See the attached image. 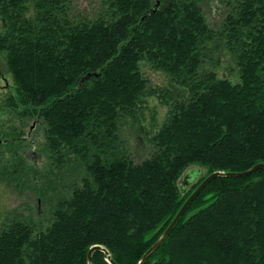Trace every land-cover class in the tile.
Here are the masks:
<instances>
[{
    "label": "trees",
    "instance_id": "16d2710c",
    "mask_svg": "<svg viewBox=\"0 0 264 264\" xmlns=\"http://www.w3.org/2000/svg\"><path fill=\"white\" fill-rule=\"evenodd\" d=\"M73 1L0 0L10 105L27 108L31 134L42 125L55 167L77 173L48 199L50 181H36L44 169L13 177L26 164L5 161V182L31 183L48 210L0 221V264H88L96 245L114 264H138L206 177L264 164V0H220L216 28L205 0H96L91 16ZM220 49L233 56L236 83L209 69ZM142 64L169 87L156 94ZM153 95L168 111L147 132L138 118ZM125 124L148 147L139 162ZM250 176L211 181L144 264H264V171ZM90 264L108 263L94 251Z\"/></svg>",
    "mask_w": 264,
    "mask_h": 264
},
{
    "label": "rangeland",
    "instance_id": "374dc122",
    "mask_svg": "<svg viewBox=\"0 0 264 264\" xmlns=\"http://www.w3.org/2000/svg\"><path fill=\"white\" fill-rule=\"evenodd\" d=\"M219 2L220 0H205L201 4L204 16L213 28L218 26L221 19L222 10L218 5ZM73 4L74 12L87 13L88 16H91L96 12L98 2L96 0H74ZM211 61L215 65L208 64L211 65L209 69L215 71L219 78L228 79L233 83L238 81V70L233 56L228 51L220 49L212 56ZM141 70L148 86L158 90L156 94L169 87L170 80L164 73L150 69L145 64H142ZM14 95L15 83L8 71L3 53H0V168L4 166L6 160L21 156L26 164V170L11 173L12 176L27 175L30 168L34 166L40 170L44 169L42 174L37 176L39 179L36 181L40 183L41 178H48L50 183L47 186L46 194L48 199L54 198L59 192L67 190L69 183L77 174L76 169L72 165L61 169L55 167L54 162L57 157L47 153L44 147L45 139L42 125H39L34 134H31L30 141L21 138L26 136L32 118L23 113V110L27 108L23 106L14 108L10 105L9 98ZM167 111V106L160 102L158 97L149 96L142 110H140L138 118L143 130L153 132L158 129L164 121ZM122 130L125 143L133 159L136 162L141 161L148 153L143 135L136 134L132 130L131 124H125ZM4 139L11 140V143L1 145ZM29 175L31 174L29 173ZM19 188L20 186H17L15 182L9 184L0 176V221L10 218L12 215L37 221L43 220L47 215V203L43 204L37 200L39 196L31 183L22 185L21 190Z\"/></svg>",
    "mask_w": 264,
    "mask_h": 264
},
{
    "label": "water",
    "instance_id": "95a60500",
    "mask_svg": "<svg viewBox=\"0 0 264 264\" xmlns=\"http://www.w3.org/2000/svg\"><path fill=\"white\" fill-rule=\"evenodd\" d=\"M158 1L156 2L155 8L158 6ZM35 122H33L31 124V126L29 127L28 133L26 135V139L30 140L31 138V132L35 127ZM259 170H264V164H257L254 167L250 168L247 171L244 172H239V173H223V172H213L212 174H210L208 177H206L200 184L199 186L193 191V193L187 198V200L184 202V204L182 205V207L180 208V210L177 212L176 216L173 218V220L171 221V223L169 224V226L167 227V229L164 231V233L159 237V239L149 248V250L141 257L140 261L138 262V264H144V262L149 258V256L156 251L160 245L162 244V242L165 240V238L167 237V235L172 231L173 227L175 226V224L178 222V220L181 218V216L185 213L186 209L188 208V206L193 202V200L203 191V189L214 179L218 178V177H225V178H244V177H248L254 173H256ZM187 177H183L181 180V185L182 186H186L187 185ZM94 251H101L104 253L105 257H106V262L108 264H114L113 261L111 260V258L108 255V252L102 248L99 245L93 246L90 248L88 254H87V262L88 264H90L91 262V255Z\"/></svg>",
    "mask_w": 264,
    "mask_h": 264
},
{
    "label": "flooded vegetation",
    "instance_id": "af4514ba",
    "mask_svg": "<svg viewBox=\"0 0 264 264\" xmlns=\"http://www.w3.org/2000/svg\"><path fill=\"white\" fill-rule=\"evenodd\" d=\"M29 128V127H28ZM29 130V129H28ZM33 131V130H32ZM28 133V132H27ZM27 135V134H26ZM22 139H23V136L21 137ZM25 138H26V136H25ZM31 139V138H30ZM30 141V140H29Z\"/></svg>",
    "mask_w": 264,
    "mask_h": 264
},
{
    "label": "bare ground",
    "instance_id": "6f19581e",
    "mask_svg": "<svg viewBox=\"0 0 264 264\" xmlns=\"http://www.w3.org/2000/svg\"><path fill=\"white\" fill-rule=\"evenodd\" d=\"M262 171H264V170H262ZM251 177V176H250Z\"/></svg>",
    "mask_w": 264,
    "mask_h": 264
}]
</instances>
